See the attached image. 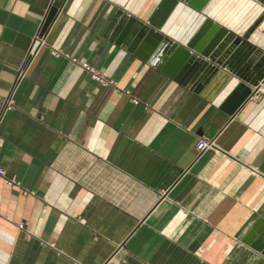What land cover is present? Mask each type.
Returning a JSON list of instances; mask_svg holds the SVG:
<instances>
[{
    "label": "crops",
    "instance_id": "1",
    "mask_svg": "<svg viewBox=\"0 0 264 264\" xmlns=\"http://www.w3.org/2000/svg\"><path fill=\"white\" fill-rule=\"evenodd\" d=\"M160 1L59 0L4 108L52 0H0V264H264L242 243L264 219V61L227 115L229 64L179 83L114 42L118 12ZM205 19L259 62L264 0L178 2L159 31L185 45Z\"/></svg>",
    "mask_w": 264,
    "mask_h": 264
},
{
    "label": "water",
    "instance_id": "2",
    "mask_svg": "<svg viewBox=\"0 0 264 264\" xmlns=\"http://www.w3.org/2000/svg\"><path fill=\"white\" fill-rule=\"evenodd\" d=\"M207 1L161 0L147 21L118 12L111 25L112 37L116 44L179 83H184L209 63L212 72L229 64L240 80L220 109L232 115L252 95L249 81L260 61H264V53L259 62L260 51L257 49L239 54L233 60L243 38L210 19L204 20L185 45L178 44L159 31L178 2L200 11ZM242 243L264 255V219L258 218L254 222L242 238Z\"/></svg>",
    "mask_w": 264,
    "mask_h": 264
},
{
    "label": "built area",
    "instance_id": "3",
    "mask_svg": "<svg viewBox=\"0 0 264 264\" xmlns=\"http://www.w3.org/2000/svg\"><path fill=\"white\" fill-rule=\"evenodd\" d=\"M54 9L56 12L60 9V2L59 0H52L51 4H50V8L46 14V17L42 23V25L40 26V28L38 29L37 33L34 35L33 41H32V45L29 48L26 58L24 60V62L22 63V65L20 66V68L17 71V75L14 81V84L12 85V88L10 89V92L8 94V97L4 103V108L10 107L13 104L12 98H11V93L13 91V87L15 85L16 82H18L24 75L27 66L29 65V63L31 62V59L33 58V56L35 55L37 49L44 43V33H45V28H44V23L46 21V18L49 14V12ZM54 54H56L54 52ZM88 68V67H87ZM90 71L92 72V76L94 78H96L98 81H100L101 83H108V81H106L103 77L95 74L91 69ZM212 144V142L207 139L206 137L202 136L198 139L197 144H196V149L198 150V152H201L203 150H205L206 148L210 147ZM0 176H4V171L3 169L0 168ZM6 182L9 185H13L14 181L10 180V179H6Z\"/></svg>",
    "mask_w": 264,
    "mask_h": 264
},
{
    "label": "bare ground",
    "instance_id": "4",
    "mask_svg": "<svg viewBox=\"0 0 264 264\" xmlns=\"http://www.w3.org/2000/svg\"><path fill=\"white\" fill-rule=\"evenodd\" d=\"M55 13H56V11H55L54 9H52V10L49 12V14H48V16H47V18H46V21H45V23H44V28H45V30H46L48 24L51 22V20H52V18H53V16H54Z\"/></svg>",
    "mask_w": 264,
    "mask_h": 264
}]
</instances>
